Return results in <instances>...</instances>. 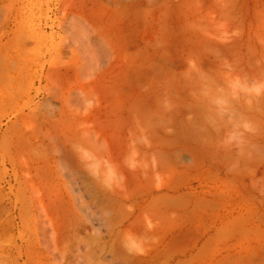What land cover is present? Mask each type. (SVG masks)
<instances>
[{
    "label": "rangeland",
    "instance_id": "rangeland-1",
    "mask_svg": "<svg viewBox=\"0 0 264 264\" xmlns=\"http://www.w3.org/2000/svg\"><path fill=\"white\" fill-rule=\"evenodd\" d=\"M0 264H264V0H0Z\"/></svg>",
    "mask_w": 264,
    "mask_h": 264
}]
</instances>
